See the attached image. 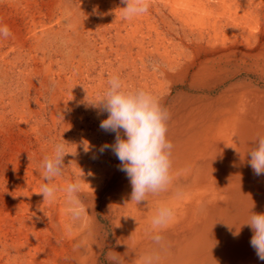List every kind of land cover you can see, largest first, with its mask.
Returning a JSON list of instances; mask_svg holds the SVG:
<instances>
[{
	"label": "rangeland",
	"instance_id": "374dc122",
	"mask_svg": "<svg viewBox=\"0 0 264 264\" xmlns=\"http://www.w3.org/2000/svg\"><path fill=\"white\" fill-rule=\"evenodd\" d=\"M176 1L149 0L147 14L125 20L121 0H0V25L11 31L8 38H0V237H4L0 238V264H88L90 249L97 253L98 264H110L109 252L118 255L121 264H139L156 250L178 255L179 241L187 246L196 238L189 239L188 228L179 224L161 234L163 241L171 243L165 248L155 245L151 235L139 237L141 232L136 236L131 231L133 214L118 206L130 193V180L110 147L101 152L103 145L114 144L115 133L100 128L108 113L89 103L102 96L111 76L118 75L127 88L144 89L158 98L170 113L167 138L177 142L176 131L182 137L192 121L203 124L214 112L208 104H215L231 88L246 84L253 91H264V62L253 67L247 61L233 68L222 57L229 40L242 43L248 37L243 27L235 31L223 23L214 32L207 22L200 29L192 18L174 13ZM235 8L245 10L252 24L246 19L241 22L262 35L264 0H236ZM218 65L238 69L239 75L215 88L219 77L208 68ZM62 138L76 154L66 155L67 166L55 183L63 188L82 170L88 181H82L80 199L89 214L88 220L79 222L67 215L68 228L60 234L55 227L60 208L66 212L64 193L58 192L49 203L42 202L37 192L44 183L43 158ZM175 214L179 219L182 213Z\"/></svg>",
	"mask_w": 264,
	"mask_h": 264
},
{
	"label": "bare ground",
	"instance_id": "6f19581e",
	"mask_svg": "<svg viewBox=\"0 0 264 264\" xmlns=\"http://www.w3.org/2000/svg\"><path fill=\"white\" fill-rule=\"evenodd\" d=\"M212 2H214V0H186L182 2V4H180L179 0L171 3L174 13L177 15L181 14V16L184 14L185 17L192 18L191 20H194V23H196V26L200 27V29H202L203 23L207 22V24H210L208 28L210 27L211 30L214 29V32L216 28H218V25L221 27L223 23L230 27H234V29H232L235 31L239 27H243L242 30L247 33L248 37H243L242 43H240L238 39L229 40L230 46L224 49L225 55H222V57H224L226 63L229 64L230 67L233 66V68L234 65L237 67L238 64H244V62L247 61L252 62L253 67H260V64L264 62V32L260 35L254 28H252L253 30L251 29V26H249L252 24L251 19L246 16L245 10L235 8L236 0H217V2H214L217 8H211L212 11H210L208 10L209 6H214ZM92 3L94 2L92 1ZM113 5L115 4L113 3ZM120 6L119 8H121ZM105 12L107 13V11ZM218 12L219 14L217 16ZM168 13L171 14V12ZM244 19L249 21V25L247 22H241ZM252 20L253 22L255 21L254 18ZM169 28L171 29V27ZM191 34L192 33L189 35L191 36ZM179 51H181V48ZM222 59H219V61L223 62ZM208 69V72H212V76L219 77L218 84L215 88L227 84V82L239 75L238 69L228 70L220 65ZM208 108L214 110V112L211 113L212 115L208 116L207 120L203 119V124H200V122L199 124L195 123V120V122L192 121L191 124L188 125L187 129L182 133V137H180L181 134H177L178 130L175 133V137H178V140L177 142H172L174 145L171 157L172 183L168 190L155 196L150 195L148 203L141 202V204L137 206L130 202L131 187L130 193L122 198L121 202L123 201V203L118 202V206L119 208L123 207L124 210L130 211V213L133 214L132 218H128L133 221L134 228L131 227L130 224L129 225L131 231L134 232L136 236L137 233H142H139V237L151 235L148 232L150 218L159 205L166 203L174 206L175 211L179 213L181 211L182 214L180 218L175 219V222L172 223L169 228L171 230H176L177 225L181 224L185 228H188V232L191 233L189 239L193 237L196 238L187 246H183V241H179L175 247L178 255L174 252L172 253L171 250L165 252L166 254L159 253L158 250H156L152 256L155 258V264H264V261L257 257L255 249L250 244L253 235L251 228L247 225H243L247 222L250 211L264 213V174L259 176L255 175L249 164L250 156L247 154V152L254 147V141L257 137L264 136V91H253L246 84L235 86L222 94L215 101V104H208ZM202 109H204V107ZM60 203L62 204V202ZM253 204L254 207L252 208ZM55 209L54 207V210ZM191 210L194 214L190 216L189 212ZM60 212L62 215L55 229L61 234L66 232L69 219L66 212L63 211V207L60 208ZM141 216L147 217H145L146 219L144 221H139ZM93 226L95 227V225ZM169 228L167 230H170ZM237 230H239V235H234ZM167 245H171V243L163 241L162 247L166 248ZM89 252L91 256L86 259V262H88V264H98L97 253L93 252V249H90Z\"/></svg>",
	"mask_w": 264,
	"mask_h": 264
},
{
	"label": "clouds",
	"instance_id": "9594fccd",
	"mask_svg": "<svg viewBox=\"0 0 264 264\" xmlns=\"http://www.w3.org/2000/svg\"><path fill=\"white\" fill-rule=\"evenodd\" d=\"M125 5L122 18L132 20L148 13L149 0H121ZM11 31L7 25H0V38H8ZM153 70H156L155 67ZM107 88L99 99L89 101L92 107L100 112H107V118L102 120L100 128L106 132L115 133V142L105 144L101 152L111 148L121 162L120 170L125 172L132 187L130 202L140 205L147 202L149 196H155L168 190L172 183V151L174 145L167 138L168 120L170 113L164 108L157 97L144 89L127 88L118 75L111 76L107 81ZM123 132V137L121 135ZM68 143L62 138L54 145L50 155L45 156L40 167L44 183L37 194L42 195L43 202H53L58 192L64 193L66 214L72 222L86 221L88 208L80 199L83 191V176L81 172L77 178L60 188L55 180L63 174L67 165L64 159L71 152ZM88 146L85 144V150ZM247 154L249 164L255 175L264 174V136L254 141V147ZM47 181V182H45ZM254 207V204L252 208ZM251 208V209H252ZM175 208L169 204L159 205L150 218L148 232L155 245L162 246V232L175 222ZM243 225L251 228L253 235L250 240L257 257L264 261V213L250 211L248 220ZM118 227V226H117ZM71 235V230L68 232ZM234 235H239L237 230ZM110 264H121L120 257L108 254ZM139 264H155V258L146 255Z\"/></svg>",
	"mask_w": 264,
	"mask_h": 264
}]
</instances>
